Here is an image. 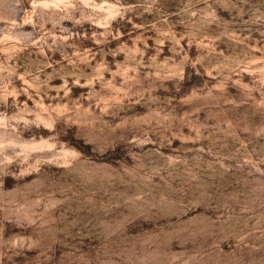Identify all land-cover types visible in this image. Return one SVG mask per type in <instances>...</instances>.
Masks as SVG:
<instances>
[{"label":"rangeland","instance_id":"obj_1","mask_svg":"<svg viewBox=\"0 0 264 264\" xmlns=\"http://www.w3.org/2000/svg\"><path fill=\"white\" fill-rule=\"evenodd\" d=\"M0 264H264V0H0Z\"/></svg>","mask_w":264,"mask_h":264}]
</instances>
